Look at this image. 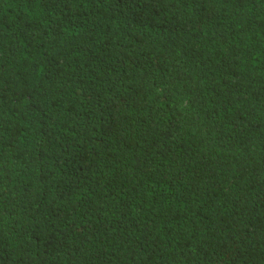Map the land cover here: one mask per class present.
I'll use <instances>...</instances> for the list:
<instances>
[{"label": "trees", "instance_id": "1", "mask_svg": "<svg viewBox=\"0 0 264 264\" xmlns=\"http://www.w3.org/2000/svg\"><path fill=\"white\" fill-rule=\"evenodd\" d=\"M0 264H264V0H0Z\"/></svg>", "mask_w": 264, "mask_h": 264}]
</instances>
